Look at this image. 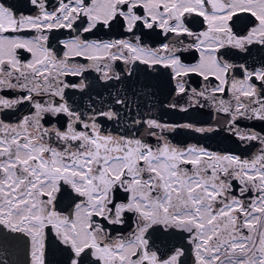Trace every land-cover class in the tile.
<instances>
[{
	"label": "snow or ice",
	"instance_id": "snow-or-ice-1",
	"mask_svg": "<svg viewBox=\"0 0 264 264\" xmlns=\"http://www.w3.org/2000/svg\"><path fill=\"white\" fill-rule=\"evenodd\" d=\"M61 29L70 38L55 48ZM253 48L264 49V0H0V246L23 264L56 253L185 264L186 251L193 264H264V57L249 63ZM91 73L110 101L82 110L72 90ZM141 73L165 77L172 102ZM201 109L215 125L164 119ZM221 132L234 148L201 142Z\"/></svg>",
	"mask_w": 264,
	"mask_h": 264
},
{
	"label": "flooded vegetation",
	"instance_id": "flooded-vegetation-1",
	"mask_svg": "<svg viewBox=\"0 0 264 264\" xmlns=\"http://www.w3.org/2000/svg\"><path fill=\"white\" fill-rule=\"evenodd\" d=\"M195 21L193 25H190L193 27L194 31H199L202 30L201 24L199 22V18H190ZM247 24V19H242L238 26L243 29ZM24 35L28 36H34L35 33H25ZM74 35V34H73ZM70 38V34L67 30L61 29L58 31H54L49 34V41L50 44L55 47V48H60L61 45H59L60 40L68 39ZM107 39L108 37H104ZM171 37L165 38L163 36L160 37V39H163L165 42H168V40ZM190 39V38H189ZM150 44L152 43L151 40L148 41ZM185 42H189L188 39L185 40ZM186 56L189 57L190 63H195L196 60L198 59V54L193 52H189L185 54ZM261 57H264V49L260 48H253L252 50V55L249 58V63H252L253 60H259ZM234 62H242V61H234ZM143 67V66H141ZM98 74L96 73H91L89 76L88 80L85 82L90 85L88 89H85L83 93L79 92L78 90H72L74 92V95L72 96V100L75 101V105H78L82 110H87L89 106L91 105L92 107H97L100 105L101 102L104 104H107L110 101L109 93L108 91H105L101 86V82H97V85L95 89L93 90L91 87L92 80L93 78H96ZM200 77L198 76H191L189 77L190 82H195V81H200ZM139 82L141 84H148L151 85L152 89H155L157 91V94L159 96V99L164 100V103H169L172 102L167 97L169 96V92L171 91V86L169 85L167 79L165 77H159V78H153L146 76L144 73H141L139 75ZM193 87L196 86L195 83L192 84ZM123 88V85L120 86ZM113 93H116V88L111 89ZM97 93H102V97L98 96ZM71 103V101H70ZM157 113H159L160 109L157 103V108H156ZM210 109H201L199 111H192L186 115L183 113L179 112H174L170 111L167 112V114L164 116L165 120H168L170 122H183L185 119H187L189 122L191 121H210L211 124L215 125L216 121L210 120V117L208 113L210 112ZM26 114V113H25ZM259 131V129H256ZM196 136L197 139H199L198 134H187L180 139L185 140L189 143H195L197 142L196 139H193V136ZM227 133L221 132L219 135L217 134H211L210 138H205L201 140L205 146L211 147L213 150H228L234 148V145L231 143V141L225 139L227 136ZM159 236V234H157ZM160 239H165L164 237H160ZM165 243H168L169 247L172 245H175V247H180L181 246V241L179 238H173L169 242L167 239H165ZM186 243V241L184 242ZM158 246L161 248V250H166L164 249L163 244H159L158 241ZM49 259L52 261V264H64L65 262V257L61 253H56L53 256H50ZM182 260L185 262V264H193L192 256L189 252L186 251L185 257L182 258ZM24 261V256L22 251L16 249L14 246L9 245L8 247H3L0 246V264H23Z\"/></svg>",
	"mask_w": 264,
	"mask_h": 264
}]
</instances>
